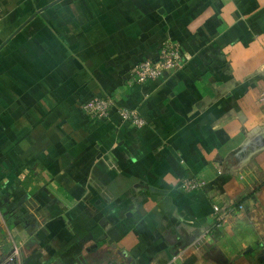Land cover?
<instances>
[{"label":"crops","instance_id":"0c3cea01","mask_svg":"<svg viewBox=\"0 0 264 264\" xmlns=\"http://www.w3.org/2000/svg\"><path fill=\"white\" fill-rule=\"evenodd\" d=\"M167 40L184 66L128 87ZM95 97L146 125L90 121ZM0 242L16 264H264V0H0Z\"/></svg>","mask_w":264,"mask_h":264},{"label":"built area","instance_id":"2783aa9c","mask_svg":"<svg viewBox=\"0 0 264 264\" xmlns=\"http://www.w3.org/2000/svg\"><path fill=\"white\" fill-rule=\"evenodd\" d=\"M184 61L180 55L179 45L171 40L165 41L155 60H144L135 64L130 70L127 77L126 85L128 87L143 84L149 80L157 79L163 72L182 68ZM117 104V103H116ZM115 104L112 98L95 97L80 104L81 112L90 120L106 119L110 112L115 110L116 114L122 121L131 123L133 126H145V120L140 116L136 109L120 107ZM205 181L199 177L185 178L181 183L183 190H198L202 188ZM243 204H231L226 207L217 209L214 213L215 226H221L226 218L237 211H242ZM12 241V238L9 237ZM2 244L0 242V264H16L18 259L17 247L14 245ZM8 247V250H6ZM264 255V246L262 247ZM178 256H174L167 264H179ZM106 264H116L107 262Z\"/></svg>","mask_w":264,"mask_h":264},{"label":"water","instance_id":"95a60500","mask_svg":"<svg viewBox=\"0 0 264 264\" xmlns=\"http://www.w3.org/2000/svg\"><path fill=\"white\" fill-rule=\"evenodd\" d=\"M57 1V0H56ZM46 8V7H45Z\"/></svg>","mask_w":264,"mask_h":264}]
</instances>
